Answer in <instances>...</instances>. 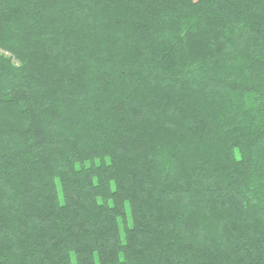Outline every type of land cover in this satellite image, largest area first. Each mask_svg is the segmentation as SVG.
Masks as SVG:
<instances>
[{
	"label": "trees",
	"instance_id": "16d2710c",
	"mask_svg": "<svg viewBox=\"0 0 264 264\" xmlns=\"http://www.w3.org/2000/svg\"><path fill=\"white\" fill-rule=\"evenodd\" d=\"M0 264H264V0H0Z\"/></svg>",
	"mask_w": 264,
	"mask_h": 264
}]
</instances>
